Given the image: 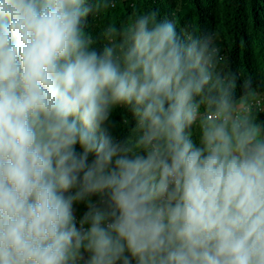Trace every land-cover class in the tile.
I'll return each mask as SVG.
<instances>
[{"label":"clouds","instance_id":"obj_1","mask_svg":"<svg viewBox=\"0 0 264 264\" xmlns=\"http://www.w3.org/2000/svg\"><path fill=\"white\" fill-rule=\"evenodd\" d=\"M111 7L0 0V264H264V94L154 11L98 48Z\"/></svg>","mask_w":264,"mask_h":264},{"label":"trees","instance_id":"obj_2","mask_svg":"<svg viewBox=\"0 0 264 264\" xmlns=\"http://www.w3.org/2000/svg\"><path fill=\"white\" fill-rule=\"evenodd\" d=\"M148 11L157 12L158 20H172L181 34L214 35L220 49L219 68L239 76L237 96L241 95L239 85L248 80L257 95L264 94V0H115V7L88 17L87 31L102 48L101 33L109 24L120 27L134 19V13ZM255 114L258 120L264 119L263 112L255 110ZM111 120L117 138L134 135L130 111L117 108ZM85 210V205H78L77 215Z\"/></svg>","mask_w":264,"mask_h":264},{"label":"built area","instance_id":"obj_3","mask_svg":"<svg viewBox=\"0 0 264 264\" xmlns=\"http://www.w3.org/2000/svg\"><path fill=\"white\" fill-rule=\"evenodd\" d=\"M255 108H257L259 110L264 109V96H261V97L256 99Z\"/></svg>","mask_w":264,"mask_h":264}]
</instances>
